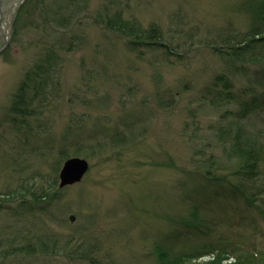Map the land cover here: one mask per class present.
<instances>
[{"label":"rangeland","instance_id":"1","mask_svg":"<svg viewBox=\"0 0 264 264\" xmlns=\"http://www.w3.org/2000/svg\"><path fill=\"white\" fill-rule=\"evenodd\" d=\"M21 1L4 0L0 20V50L7 44L0 53V203L7 200L0 241L4 250L16 235L47 234L63 248L0 256V264H158L160 252L171 258L201 253L193 259L199 263L221 248L262 264L264 213L228 187L239 181L218 138L222 116L236 119L245 103L255 110L245 123L264 131V65L232 62L213 49L249 29L241 0H88L79 28L83 43L72 52L58 50L53 70L26 93L37 91L33 108L41 113L30 125L20 117L14 123L10 108L26 72L45 59L51 33L42 17L53 0ZM106 8L144 27L159 25L179 55L131 49L93 24ZM222 75L232 83L229 104L209 92ZM71 126L78 134L68 132ZM117 129L126 143L115 141ZM64 145L83 146L84 153L70 158L86 159L89 170L61 188ZM207 162L225 185L201 192ZM257 183L264 187V178ZM54 186L56 201L20 205L18 198H32L27 189L53 192ZM15 191L21 192L8 197ZM263 199L257 203L264 210Z\"/></svg>","mask_w":264,"mask_h":264},{"label":"trees","instance_id":"2","mask_svg":"<svg viewBox=\"0 0 264 264\" xmlns=\"http://www.w3.org/2000/svg\"><path fill=\"white\" fill-rule=\"evenodd\" d=\"M241 3L242 8L250 14L249 29L236 39L232 36L223 37L222 42L225 47H214L213 49L217 55L228 58L232 62L241 64L260 63L264 65V0H241ZM87 9L88 0H53L46 13H44L43 23L51 33V42L44 53L45 59L42 62H36L33 68L26 72L23 82L20 84L19 92L12 100L10 111L14 115L12 119L14 123H17L18 117H20L23 124L30 125L29 120L37 118L35 116L41 114L37 108H33L38 96L37 91L33 97L26 96V93L41 74L46 75L49 70H53L58 50L72 52L83 43L85 36L80 34L79 28L83 27L82 17ZM93 24L102 26L109 34L125 40L133 50L147 48L164 51L167 55H179L176 52V47L165 41L164 32L159 25L151 24L149 27H144L137 20L126 19L124 12L121 10L111 13L110 9L106 8L103 13L99 12L95 16ZM219 83H223L221 89H218ZM213 90L218 100H227V104L232 103L234 95L231 91L232 83L229 78L224 75L217 77L209 92ZM211 103L215 104L214 99ZM255 103L256 101L254 105H256ZM251 106L253 105L249 103L240 104L241 110L237 113L236 119L222 116L226 123L218 129V138L226 153L227 162L234 166L236 180L241 182L231 181L230 184L228 183V187L232 189L237 197L245 200L250 207L257 208L263 214L264 210L261 209L263 204H258L257 201L259 197L264 195V187L258 186L257 182L264 178V131L256 125H251L252 129H250V125L245 123V117L251 112H255ZM226 112L229 113L230 110ZM83 127L84 123L79 126L78 131H82ZM68 132H77V130L71 126ZM120 135L121 130L117 129L114 135L115 141L126 143L128 139L123 138L124 133L119 138ZM66 145L60 150V155L64 159L84 153L83 146H78L72 151ZM210 161L212 164L215 162L213 158ZM209 163L207 162V167L201 177V192L208 191L209 186L225 185V178L215 175ZM24 191L22 190V192ZM26 191L30 193L32 198L28 199L24 196L25 192L22 193L24 197L18 198L20 205L23 202L31 201L38 208H43L44 204L48 202L56 201L59 194L56 186H54L53 192L44 188L27 189ZM20 192L9 193L8 197L13 198L14 194ZM6 201L3 200V203H0V208ZM262 201L264 203V199ZM29 236L22 238L16 235L13 240L8 241L9 244L4 250L2 249L4 242L0 241V249L3 251L0 252V256L6 258L11 254L34 255L36 253L47 255L57 252V248H63L58 247L59 239L55 235L30 234ZM232 253L235 255H232ZM200 254L171 258L166 253L160 252L158 264H254L257 261L254 255L221 248L209 260L199 263L194 262L193 259ZM230 258L234 261H230ZM261 259L259 258V260ZM262 264H264V261Z\"/></svg>","mask_w":264,"mask_h":264},{"label":"water","instance_id":"3","mask_svg":"<svg viewBox=\"0 0 264 264\" xmlns=\"http://www.w3.org/2000/svg\"><path fill=\"white\" fill-rule=\"evenodd\" d=\"M24 1L25 0L21 1L20 6L24 3ZM20 6L15 11L13 19H12V23L9 29L10 38L13 33V25H14V22H15ZM1 31L2 30L0 29V34H1ZM6 46L7 44L4 46L3 49L0 50V53L5 49ZM88 170H89V162L86 159H83L80 157H72V158L67 159L60 172V177H59L60 187L65 188L67 186L80 182L84 178ZM71 221L72 222L75 221L74 216H71Z\"/></svg>","mask_w":264,"mask_h":264},{"label":"flooded vegetation","instance_id":"4","mask_svg":"<svg viewBox=\"0 0 264 264\" xmlns=\"http://www.w3.org/2000/svg\"><path fill=\"white\" fill-rule=\"evenodd\" d=\"M4 6H5L4 0H0V20L4 16V14H3L4 13V9H3ZM7 10H8V8H7ZM7 18H8V16L5 17L6 20H7ZM0 29L2 30V27H0Z\"/></svg>","mask_w":264,"mask_h":264}]
</instances>
